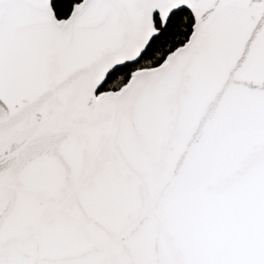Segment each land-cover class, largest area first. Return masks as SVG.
Segmentation results:
<instances>
[{"label":"snow or ice","instance_id":"1","mask_svg":"<svg viewBox=\"0 0 264 264\" xmlns=\"http://www.w3.org/2000/svg\"><path fill=\"white\" fill-rule=\"evenodd\" d=\"M0 264H264V0H0Z\"/></svg>","mask_w":264,"mask_h":264}]
</instances>
